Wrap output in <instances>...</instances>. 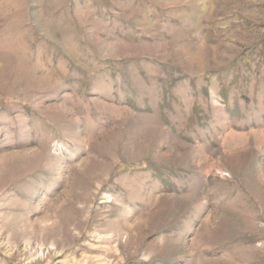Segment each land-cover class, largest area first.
Wrapping results in <instances>:
<instances>
[{"label": "rangeland", "instance_id": "obj_1", "mask_svg": "<svg viewBox=\"0 0 264 264\" xmlns=\"http://www.w3.org/2000/svg\"><path fill=\"white\" fill-rule=\"evenodd\" d=\"M0 264H264V0H0Z\"/></svg>", "mask_w": 264, "mask_h": 264}]
</instances>
